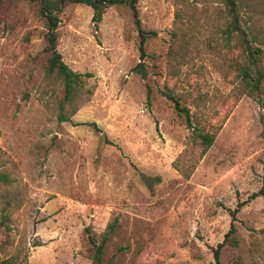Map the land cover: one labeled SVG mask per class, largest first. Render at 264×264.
I'll return each mask as SVG.
<instances>
[{"label": "rangeland", "instance_id": "obj_1", "mask_svg": "<svg viewBox=\"0 0 264 264\" xmlns=\"http://www.w3.org/2000/svg\"><path fill=\"white\" fill-rule=\"evenodd\" d=\"M235 1L243 28L264 42V0ZM137 7L143 29L157 32L146 42V79L135 71L139 36L127 5L107 8L98 26L91 7H63L57 50L89 75L66 101L63 79L46 75L52 53L39 4L0 3V174L8 178L0 260L93 264L85 228L102 237L116 224L106 264H216L231 212L246 201L221 264H264V194L251 199L264 192V105L243 94L246 55L228 35L226 2ZM164 92L194 126L217 132L201 160ZM175 164L197 166L187 178Z\"/></svg>", "mask_w": 264, "mask_h": 264}, {"label": "trees", "instance_id": "obj_2", "mask_svg": "<svg viewBox=\"0 0 264 264\" xmlns=\"http://www.w3.org/2000/svg\"><path fill=\"white\" fill-rule=\"evenodd\" d=\"M3 0H0V3ZM31 2H37L40 7V13L47 22V40L48 50L52 53V57L48 63L46 75L51 77H57L63 79L65 86V100L71 101L75 95L76 86L82 81V77H86L87 74H78L72 71L63 61L62 55L58 52V34L57 29L60 23L58 14L62 11L63 7L67 3L84 4L91 7L94 10L93 22L96 26L102 22L103 15L107 8L116 4L127 5L133 14L134 23L139 36V51L141 53L140 63L135 67V71L141 75L143 79L148 77V72L144 66V60L147 57L146 42L157 36L155 31H146L142 27V23L139 17L138 0H28ZM229 22L227 25V31L229 37L232 39L235 35L239 37L240 45L246 55V64L242 66L239 71L241 74V83L243 87V94L256 99L261 105L263 104L264 95V50L262 45L264 42L257 40L253 33L247 28H243L241 15L238 11V5L235 0H225ZM257 46L253 45L256 44ZM175 58V55L172 56ZM174 103V108L179 116L184 117L187 126L192 130L193 141L200 148V155L197 161L201 160L213 146L217 132H206L203 128L194 126L193 117L188 108L181 105L179 98L171 94L170 92H164ZM62 121H65V117H61ZM264 121V119H263ZM264 135V132H263ZM197 164H193L190 170H181V167L175 164L178 170L189 178L192 172L196 169ZM8 180L6 175L0 174V182H6ZM264 192L255 193L251 196V199H255L259 195H263ZM246 205V201L239 203L237 208L231 212L232 223L230 230L225 235L224 241L217 245L213 250L216 264H221V251L230 242L235 243L234 235L237 232L235 222L237 221V215ZM116 224L109 225L108 231L100 237L94 231L92 226L85 228L86 234V247L89 258L93 264H106L104 261V255L106 245L110 239V235L114 233ZM0 264H14L11 260H0Z\"/></svg>", "mask_w": 264, "mask_h": 264}]
</instances>
